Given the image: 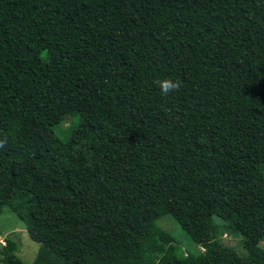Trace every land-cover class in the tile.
Listing matches in <instances>:
<instances>
[{"label":"trees","instance_id":"1","mask_svg":"<svg viewBox=\"0 0 264 264\" xmlns=\"http://www.w3.org/2000/svg\"><path fill=\"white\" fill-rule=\"evenodd\" d=\"M3 140L31 264H264V0H0Z\"/></svg>","mask_w":264,"mask_h":264},{"label":"rangeland","instance_id":"2","mask_svg":"<svg viewBox=\"0 0 264 264\" xmlns=\"http://www.w3.org/2000/svg\"><path fill=\"white\" fill-rule=\"evenodd\" d=\"M77 124L73 122V118H68L60 124L56 125V135L67 140L70 136L71 129ZM220 222V219L217 218ZM157 225L171 233L176 242L179 243L186 251L192 250L193 242L188 233L170 216L165 215L157 220ZM6 237H10L18 242L19 248L17 255L27 264H31L36 258L39 244L32 240L26 230L24 222L14 214L7 206L0 215V251L6 243ZM224 241L228 244L241 247V236L235 233L227 232L223 236Z\"/></svg>","mask_w":264,"mask_h":264},{"label":"clouds","instance_id":"3","mask_svg":"<svg viewBox=\"0 0 264 264\" xmlns=\"http://www.w3.org/2000/svg\"><path fill=\"white\" fill-rule=\"evenodd\" d=\"M154 83L158 85L161 93L164 95L174 93L180 88V82L173 80L171 78L156 80V81H154ZM5 144H6V140L0 141V147H4ZM5 245H6V243H5Z\"/></svg>","mask_w":264,"mask_h":264},{"label":"built area","instance_id":"4","mask_svg":"<svg viewBox=\"0 0 264 264\" xmlns=\"http://www.w3.org/2000/svg\"><path fill=\"white\" fill-rule=\"evenodd\" d=\"M3 244H5V242L3 241Z\"/></svg>","mask_w":264,"mask_h":264}]
</instances>
